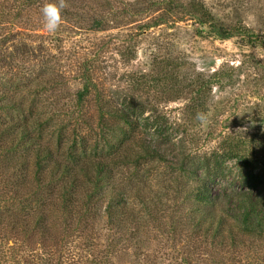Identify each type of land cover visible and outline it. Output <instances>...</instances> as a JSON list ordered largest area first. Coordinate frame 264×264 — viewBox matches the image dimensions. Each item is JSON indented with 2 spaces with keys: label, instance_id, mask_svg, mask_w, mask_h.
<instances>
[{
  "label": "rangeland",
  "instance_id": "rangeland-1",
  "mask_svg": "<svg viewBox=\"0 0 264 264\" xmlns=\"http://www.w3.org/2000/svg\"><path fill=\"white\" fill-rule=\"evenodd\" d=\"M47 2L0 0V61L6 58L5 67H0V94L16 100L25 115L0 109V128L10 120H25L34 140L49 147L59 161H68L71 154L78 163L101 158L106 155L104 136L113 131L100 126V109L133 95L131 127L104 115L108 126L164 144L174 149V155L182 154L186 164L172 156L169 163L153 159L137 167L118 164L115 180L122 192L132 197L151 189L152 195L179 167L189 165L202 174L207 168L197 165L209 159L216 170L210 182L213 203L205 204V209L223 217L249 247L202 240L187 222L193 207L180 200L183 191L180 197L167 192L156 201L149 198L154 218L149 226L145 221L150 214L132 198L135 213L124 228L123 242L112 248L111 240L120 234L106 226L102 214L106 197L93 206L98 211L90 218L93 230L79 224L70 232L72 228L66 229L58 218L56 201L48 199V190L36 188L30 175L35 169L33 152L22 147L0 150V215L21 217L42 210L49 215L51 234L47 238L36 231L21 234L0 221L1 242L12 244L14 233L23 237L11 252L0 249V264H31L34 251L39 255L43 245L54 244L61 257L54 256L52 264H91L92 259H96L92 264H99L106 253L107 264H178L186 253L191 264H264V232L252 237L239 231L236 194L243 185L239 176L244 165L220 150L226 136H242L253 149L255 163L250 167L258 174L255 184L264 188V0H193L217 25L233 32L225 39L211 32L209 18L201 25L187 14L188 0H67L61 26L53 33L43 28L41 8ZM85 66L91 81L79 98ZM212 73L220 79L213 80ZM197 78L213 82L206 106L196 111L194 91L186 85ZM137 80L140 86L133 85ZM198 112L206 115L205 121L196 118ZM23 183L29 195L40 192L43 198L27 194L23 205L10 200V191L23 189ZM134 227H141L139 246L133 242L136 233L130 239Z\"/></svg>",
  "mask_w": 264,
  "mask_h": 264
},
{
  "label": "trees",
  "instance_id": "trees-1",
  "mask_svg": "<svg viewBox=\"0 0 264 264\" xmlns=\"http://www.w3.org/2000/svg\"><path fill=\"white\" fill-rule=\"evenodd\" d=\"M192 1L193 0H188L190 11H188L187 14L201 25L206 24L210 20L208 25L211 32L221 39L232 36L233 32L230 29L217 25L212 15L206 11L205 8L200 7V5ZM169 9H171L170 6L167 7V10ZM197 12H200L199 16ZM208 18V21L204 20ZM154 24L158 25L160 23L155 22ZM99 28L102 27L99 26ZM12 59L10 55L7 62L9 63ZM1 61L0 67H5L6 58H2ZM16 65L19 66V63L16 62ZM89 71L87 66L82 69L81 78L83 79V87L82 90L78 92L79 98L84 97L89 90V82L91 81L88 75ZM216 77V73L211 74L213 80L217 81L220 79L219 76ZM212 82L211 79L203 80L197 78L192 79L186 85L194 91L192 102L196 111L206 106L208 99L206 94L209 93L208 88L211 86ZM133 85L140 86L141 84L138 83L137 80ZM9 87H12V85L10 84ZM14 87L18 86L14 85ZM134 103V96L129 95L124 96L122 101L118 103L119 105L106 104L100 109V126L102 129L103 127H107L113 131L110 137L104 136L103 144L106 149V155L104 157L88 158L79 161V163L77 162V156L72 154L68 161L63 162L54 159L52 150L49 147L42 146L34 140L31 134L32 129L25 120H10L8 124L2 125L3 127L0 128V150L11 151L22 147L27 149L31 148L34 156L35 169L30 175L36 184V188L43 187L46 191L48 190V199L50 197V199L53 198V200L56 201L53 204L56 210L59 211L58 218L61 219L66 229L72 228L70 232L77 230L75 226L79 224L85 226L87 230H93L90 218L98 213L94 208V204L102 201L103 198L106 197L105 207L102 211V214L106 217V226L110 231H117L120 234L119 237L111 240L108 246L110 248L123 242L121 236L124 234V228L128 225L129 218L135 213L132 198H136L137 202L145 207L146 211L144 213L147 212L150 214V216L148 215V220L145 221V225L149 226L154 221L151 215V207L148 205V202H150L149 198L156 201L155 199H160L159 196L167 195V192L177 193L176 197H180L179 193H181V191H183L184 194L180 200L186 202L190 201L193 207L191 208V213L187 222L193 227L195 233L199 232V237H201L202 240H210L211 244L217 243L223 247L227 244L229 248H238L239 246L249 247V245H246L245 241L241 239L238 240V232H235L232 228L229 229L223 217L216 218L211 211L205 209V204L209 205L213 203L210 182L212 172L216 170V167L213 166L209 159L197 165V167L204 166L207 168L202 174L196 171L197 168H191L189 165L185 168L179 167L177 172L171 175L172 177L169 178L167 184H161L160 189L154 191L152 195L151 189H149L148 192L144 190L140 193L137 192L133 194L132 197H129L126 192H122L115 180L114 170L118 164H131L137 167L142 161L156 159L169 163L174 161L172 158H176L175 162L180 161L182 166L186 164L182 154L179 153L177 156L174 155V149L166 145L164 146V144L157 145L152 144L150 141L147 142L144 139H136L130 134L122 131L121 128L118 129V127H116L117 125H112L111 128L108 126V121L103 117L104 115L122 120L131 127L129 112L133 113ZM0 109H16V112L25 116L24 112L17 104V101L12 100V98L8 99L3 93L0 94ZM118 130L120 134L116 133ZM247 145V142L242 136L228 135L221 141L220 150H222L223 155L226 157L236 158L244 165V172L242 171L239 176L240 182L243 185H241L240 190H238L236 194V198L240 200L238 208L240 211L239 222L241 228L239 231L255 237L264 232V196H262L264 188H258L255 184L254 180L258 178V174L253 173V169L250 167V165L255 163V157L253 156V149L250 150ZM170 156H172V158ZM25 188H27V183H23V189H12L10 191V200L22 204L23 201L27 199V194L29 197L34 195L37 200L43 198L40 192L29 195L31 191L28 193V190L26 191ZM80 200L81 203H79ZM48 217L49 215L41 210L34 211L21 217L17 214L3 217L1 214L0 221L4 226L10 227L11 231H20L21 234L36 231L42 238H47V236L51 234ZM75 218L79 220L77 221ZM73 221H76L75 225H72ZM140 228L141 227H134L130 234L131 240L136 238V240L133 241L136 246H139L141 243V239H139L138 236V230ZM174 230L175 228H172V231ZM135 233L138 237L135 236V238H133L132 236H134ZM14 234L15 235L12 237V244L8 245L7 240H5L6 242L0 241V249L2 252H11L18 243H22L23 237L21 238L20 235ZM87 239V241H89L88 243L92 240L89 235ZM39 250H43V252H39V255H36V253H38L37 251L32 253V263L34 264H43L42 262H45V260L49 262H46V264H52L51 261L54 256L58 255V257H61L58 254V247L56 248L55 244L52 245V247L43 245ZM107 257L108 253L104 254L99 264H107ZM95 262L96 259L91 260V264ZM178 264H191L187 253L179 259Z\"/></svg>",
  "mask_w": 264,
  "mask_h": 264
},
{
  "label": "clouds",
  "instance_id": "clouds-1",
  "mask_svg": "<svg viewBox=\"0 0 264 264\" xmlns=\"http://www.w3.org/2000/svg\"><path fill=\"white\" fill-rule=\"evenodd\" d=\"M67 7V0H49V2L45 3L41 8L43 28L49 33L56 32L61 26L62 12ZM196 118L203 122L207 117L204 113L198 112Z\"/></svg>",
  "mask_w": 264,
  "mask_h": 264
}]
</instances>
